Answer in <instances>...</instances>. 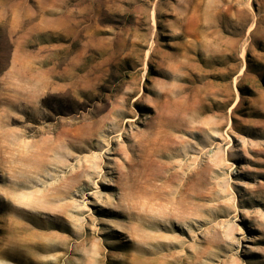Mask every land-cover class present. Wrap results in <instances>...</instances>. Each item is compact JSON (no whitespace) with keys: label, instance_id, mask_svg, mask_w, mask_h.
I'll return each mask as SVG.
<instances>
[{"label":"rangeland","instance_id":"obj_1","mask_svg":"<svg viewBox=\"0 0 264 264\" xmlns=\"http://www.w3.org/2000/svg\"><path fill=\"white\" fill-rule=\"evenodd\" d=\"M0 264H264V0H0Z\"/></svg>","mask_w":264,"mask_h":264}]
</instances>
